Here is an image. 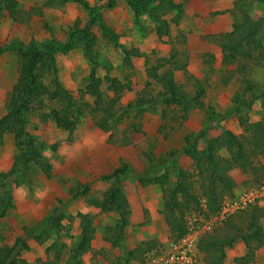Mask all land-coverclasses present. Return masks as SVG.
I'll use <instances>...</instances> for the list:
<instances>
[{
    "label": "rangeland",
    "instance_id": "obj_1",
    "mask_svg": "<svg viewBox=\"0 0 264 264\" xmlns=\"http://www.w3.org/2000/svg\"><path fill=\"white\" fill-rule=\"evenodd\" d=\"M16 1L23 13L22 22H14L1 12L0 44L7 47L14 43H32L54 59L58 81L71 95L75 129L69 139V134L58 128L52 116L53 110L63 106L58 100L45 98L41 108H31L25 116L26 137L8 134L0 141V203L6 193L12 202L6 216L0 218V245L10 246L16 238L27 239L31 249L22 257L31 264L50 260L54 253L61 254L60 264H69L75 253L77 264H149L170 243L161 211L175 184L191 183L200 195V179L193 161L184 154L189 146L187 137L203 131L207 138H212L225 130L239 135L242 130L239 118L264 121V64L249 69L248 78L256 89L245 93L246 89L239 84L240 77L206 53L210 42L216 47L219 45L218 36L206 35L209 26L219 19L215 17L222 14L216 10L219 7L216 0H174L183 5V11L179 16L172 12L165 17L169 36L161 40L155 35L149 16L143 14L136 18L127 0H83L98 9L104 26L117 36L116 42L103 36L98 22L88 25V12L79 0ZM226 1L232 4L228 12L233 24L230 11L238 10L240 3ZM251 5L248 14L253 26L261 27L264 5L259 2ZM85 26H89L96 40L92 53L94 63L86 57L77 33ZM261 38L264 44V33ZM124 51L137 52L140 57L126 59ZM172 56L180 66L174 74L175 82L189 96H194L198 87L204 90L203 102L219 118L196 110L189 113L186 121L167 123L160 129L165 116L180 114L175 106L166 107L163 102L137 118L136 111H130L129 117L120 112L121 107L136 99L156 96L164 90L162 84L148 77V72L163 62H167L165 69L170 68ZM18 68L14 51L0 56V117L5 113ZM95 85L101 94L100 100L91 90ZM98 102L102 103L100 107ZM111 104L118 115L110 113V128L105 131L96 122L100 118L109 119L107 110ZM167 126H173V131ZM30 140L34 141L32 145ZM197 144V149H202L201 141ZM34 153L40 154L48 164L49 176L36 163L26 161ZM171 154H176L179 169L168 162L163 164ZM222 155L232 162L240 160L238 154ZM252 163L254 171L236 167L230 172L236 184L234 194L264 182V156H257ZM16 169L18 172L14 174ZM116 170L123 171L124 175L118 172L110 176ZM158 174L167 176L164 190L155 185L161 191L160 201L144 204L136 192L148 183L145 180L142 186L139 179ZM3 175L8 177L4 179ZM77 184L88 188L87 195L71 197L69 190ZM111 186L125 190L132 212L131 228L125 230L124 240L117 246L106 241L112 239L107 229L115 225L117 213H103L92 204L101 200ZM55 208H60L65 217L59 230L50 229L46 222ZM246 210L229 217L210 234L227 235ZM190 216L208 217L204 211ZM229 223L232 225H226ZM45 231L48 238L43 245L28 237ZM147 241L154 244V249L143 260L127 257L126 252ZM51 244L55 246L48 252L47 246ZM197 253L196 264H206L205 253L198 248ZM223 263L264 264V247L255 249L250 256L244 244L236 241L225 249Z\"/></svg>",
    "mask_w": 264,
    "mask_h": 264
},
{
    "label": "trees",
    "instance_id": "obj_2",
    "mask_svg": "<svg viewBox=\"0 0 264 264\" xmlns=\"http://www.w3.org/2000/svg\"><path fill=\"white\" fill-rule=\"evenodd\" d=\"M65 1L69 2L72 0ZM79 1L88 12V25L98 22V25L104 31L103 36L109 37L113 42H116L117 36L104 26L98 9L91 7L87 1ZM108 1L111 2V0ZM254 2L263 3L264 5V0H239V9L230 11L234 17L232 31L218 36L222 53V65L228 68L230 73L240 77L239 84L246 89L245 93H252L256 89L255 85L248 78L249 69L255 65L264 64V44L261 38V35L264 33L262 32L264 24L261 27L253 26L254 22L248 14V10ZM127 4L136 18L143 14L149 16L151 22L154 24L155 35L160 40L169 36V24L165 20V17L172 12H175L179 16L183 11V5L176 3L174 0H127ZM1 12L6 13L14 22H22L23 13L16 0H0ZM88 27L85 26L78 30L77 33L81 36L86 57L94 63L95 57L92 53L96 40L89 32ZM8 51L16 53L19 60V68L16 82L12 87L11 96L6 104L5 113L0 117V141L8 134L15 135V138L26 137L25 116L29 109L41 108L45 98L51 101L58 100L63 106L60 110H53L52 116L58 128L66 131L70 139L75 129L71 105L72 100L70 93L58 81L54 59L46 51L37 49L32 43L27 45L14 43L7 47L0 44V56ZM124 54L126 59L140 57L134 51H124ZM175 58V56H172L173 60L169 65L170 68L165 69L167 62H163L148 72V77L162 84L164 90L156 96L150 95L146 99L138 98L126 105V107H121L120 112L124 116L129 117L131 115L130 111H136L134 112V117L137 118L142 113L150 109L153 110L160 103L164 102L166 107L175 106L180 114L170 117L165 116L160 129H163L167 123L168 125L172 123L180 124V122L186 121L191 111L200 110L212 118L220 117L215 113L213 108H207L203 102L204 90L198 87L195 95L189 96L175 82L174 74L180 70L178 62L174 60ZM161 69L165 70L159 73ZM147 86H150V83ZM91 90L96 95L97 100H100L101 94L97 86H92ZM97 104L99 107L102 105L100 102ZM107 111L109 112V116L110 113H112V116L118 115L117 110L113 108V104L109 106ZM123 115L121 117H124ZM112 116L108 120L105 118L98 119L96 126L108 131L110 128L109 121ZM238 123L242 129L240 135L225 130L222 134L213 138H207L203 131L187 137L189 146L184 150V154L193 161L196 175L200 179V195L194 191L191 183H176L171 190V194L164 201L161 211L168 228L170 242L178 241L187 233L186 218L191 214L204 211L209 217L219 210L221 203L225 199L228 197L232 198L235 195L236 184L230 175L232 170L236 167H241L242 169L251 168L254 171L255 168H252V160L259 155L264 156V121L251 123L239 118ZM169 128L173 131V126ZM135 132H139V129L135 128ZM199 141L203 144L202 149H197ZM33 143V140L29 141L30 145ZM222 154H238L240 160L232 162L226 157L224 158ZM176 159V154H171L169 159L163 164L168 162L176 169H179ZM26 161L36 163L49 176L50 168L48 164L42 161L40 154L34 153ZM17 172L18 169L13 173ZM118 172L119 170H116L110 176H116ZM119 173L124 175L122 174L124 173L123 171ZM2 177L6 179L8 176L3 175ZM145 180L148 183L147 185H159L163 190L167 185L166 175L158 174L146 177L144 180L139 179L140 185L146 184ZM87 193L88 188L82 187L80 184L69 190L72 198L79 195L85 196ZM92 204L103 213H117L118 218L115 225L107 229L111 233L112 239L108 238L106 240L112 245L117 246L120 241L124 240V231L130 219V208L123 191L118 186H111L103 193L101 200L92 201ZM11 205V198L6 193V198L0 203V218L6 216L7 209ZM249 208L243 212V216L240 214L239 223H236L234 228L232 224H226L232 225L230 228L231 232L227 235L219 236L209 233L199 240L197 248L199 251L205 253L206 264H224L225 249L231 247L236 241H241L244 244L250 256L253 255L255 249L264 247V207L251 206ZM64 218L61 209L55 208L46 222L50 229L59 230L61 228V221ZM46 232L28 234V237L33 239L38 245H43L48 238ZM54 246L55 244L47 246V251H53ZM153 247L154 244L151 241L142 242L134 249L126 252V255L127 257L141 258L143 260L144 256L154 249ZM30 249L28 240L22 238H16L10 246L0 245V264H31L22 257V254L30 251ZM77 260L78 255L75 253L71 256L69 264H77ZM60 262L61 254L54 253L52 259L45 261L37 260L35 264H60Z\"/></svg>",
    "mask_w": 264,
    "mask_h": 264
},
{
    "label": "built area",
    "instance_id": "obj_3",
    "mask_svg": "<svg viewBox=\"0 0 264 264\" xmlns=\"http://www.w3.org/2000/svg\"><path fill=\"white\" fill-rule=\"evenodd\" d=\"M251 206H264V182L244 192L225 199L219 210L207 218L189 216L187 233L176 242H170L165 250L150 259L149 264H196L199 240L213 232L229 217Z\"/></svg>",
    "mask_w": 264,
    "mask_h": 264
},
{
    "label": "crops",
    "instance_id": "obj_4",
    "mask_svg": "<svg viewBox=\"0 0 264 264\" xmlns=\"http://www.w3.org/2000/svg\"><path fill=\"white\" fill-rule=\"evenodd\" d=\"M216 1H217L216 4L219 5V7H217L216 10L220 11L222 14L215 17V18H219V19L217 20V22L215 24L210 25L209 29L207 30L208 32L206 35H208V34H209V36L212 35L211 37L225 35V34H228L232 31V20H231L232 17H231V14L228 12V10L232 9V4L226 0H216ZM206 53L213 55L214 59L216 58L217 61H220L222 64V53H221V49H220L219 45H217V47H216L215 45H213V43L210 42L209 43V50L206 51ZM257 122H259V121H257ZM251 123H255V122L253 121ZM239 127H240V125H239ZM241 133H242V130H241ZM219 135L220 134H217L213 137H217ZM231 177H232V175H231ZM122 191H123L124 195L126 196V199L128 200V198H127L128 195L126 194L125 190H122ZM136 194L138 196H140V200L144 204H146L147 202L151 203L153 200L158 202V201H160V198H161V191L154 184L153 185H147L145 187H138ZM127 202H128L129 207H130L129 201H127ZM131 215H132V212H131V207H130V218H131ZM130 223H131V219H129V224L125 228V230H127V229L129 230V228H131ZM129 234H130V232H129Z\"/></svg>",
    "mask_w": 264,
    "mask_h": 264
}]
</instances>
